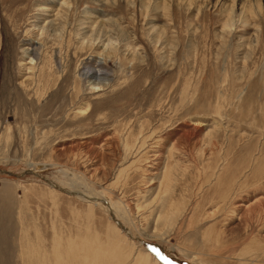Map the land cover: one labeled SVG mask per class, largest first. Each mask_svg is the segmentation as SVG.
<instances>
[{
  "label": "rangeland",
  "instance_id": "1",
  "mask_svg": "<svg viewBox=\"0 0 264 264\" xmlns=\"http://www.w3.org/2000/svg\"><path fill=\"white\" fill-rule=\"evenodd\" d=\"M8 1L0 264H264V0Z\"/></svg>",
  "mask_w": 264,
  "mask_h": 264
},
{
  "label": "bare ground",
  "instance_id": "2",
  "mask_svg": "<svg viewBox=\"0 0 264 264\" xmlns=\"http://www.w3.org/2000/svg\"><path fill=\"white\" fill-rule=\"evenodd\" d=\"M23 3H26V4H28V3H30V0H14V1H12V2H9L8 1V8L9 9H13V8H15V10H16V12H17V7L18 6H20V5H22ZM69 4L68 3V1L67 0H64V4ZM65 4V5H66ZM21 7H19L18 9H20ZM23 8H25V6L23 7ZM22 12H23V9H22ZM55 15V17H57V16H59V12H57V13H55L54 14ZM61 15V14H60ZM56 19V18H55ZM57 20H58V18H57ZM35 25H38V24H35ZM228 25H230V23H228ZM39 26V25H38ZM50 26V25H49ZM48 26V27H49ZM39 28H41L43 31H44V28L45 27H42V26H40ZM40 30V29H39ZM60 30V29H59ZM43 31H42V34H43ZM92 40V38L90 37V41ZM91 43V42H90ZM90 45H92V43L90 44ZM35 51V47H34V42H31L30 43V45L28 46V48L25 50V52H27V54L29 53L30 55H34L35 56V54L36 53H33ZM38 54V53H37ZM34 56H33V58H34ZM33 68V66L32 67H30L29 69H32ZM104 75H106L105 73H104V71H102L101 69H97L96 68V70H93V68H89L87 71H85L83 74H81V77H84V78H88V79H92V78H98V79H102L103 78V76ZM97 79V80H98ZM104 79H105V77L103 78V81H99V82H97V83H92V82H90L89 84H91V85H93V87L94 88H96V89H99V90H102V88L106 85V82L104 83ZM29 82V81H28ZM26 83V82H25ZM98 91V90H97ZM45 166V165H44ZM35 169L36 170H40V169H43V166H41V165H38V166H35ZM28 172V171H27ZM30 172V171H29ZM171 172L172 171H169V170H166L165 171V175H164V177H167V179L166 180H170L171 179ZM121 173V172H120ZM172 180V179H171ZM170 180V181H171ZM171 183V182H170ZM167 184H169V182H167ZM171 184H169V186H170ZM167 186V185H166ZM255 203H258V205H261L262 203H263V200H257V202H255ZM167 205V204H166ZM257 205V206H258ZM239 206V205H238ZM255 206V205H254ZM256 206V207H257ZM253 207V206H252ZM251 209V208H250ZM73 264V263H72Z\"/></svg>",
  "mask_w": 264,
  "mask_h": 264
}]
</instances>
